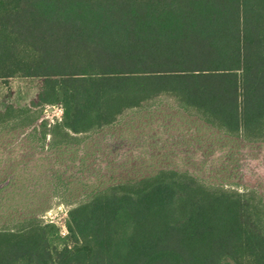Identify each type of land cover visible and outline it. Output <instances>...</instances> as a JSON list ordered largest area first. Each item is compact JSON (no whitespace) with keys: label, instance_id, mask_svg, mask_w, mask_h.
Returning <instances> with one entry per match:
<instances>
[{"label":"trees","instance_id":"1","mask_svg":"<svg viewBox=\"0 0 264 264\" xmlns=\"http://www.w3.org/2000/svg\"><path fill=\"white\" fill-rule=\"evenodd\" d=\"M16 76L42 81L32 106L60 105L66 135L167 96L258 140L264 0H0V79ZM256 199L160 171L72 207L66 236L37 218L0 230V264H264Z\"/></svg>","mask_w":264,"mask_h":264},{"label":"rangeland","instance_id":"2","mask_svg":"<svg viewBox=\"0 0 264 264\" xmlns=\"http://www.w3.org/2000/svg\"><path fill=\"white\" fill-rule=\"evenodd\" d=\"M41 84L38 78L0 79V230L37 218L66 236L72 207L164 170L208 188L252 190L264 211V136H227L167 96L125 110L88 134L66 135L54 128L60 105L32 106ZM9 107L30 113L6 114Z\"/></svg>","mask_w":264,"mask_h":264}]
</instances>
